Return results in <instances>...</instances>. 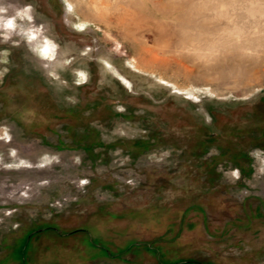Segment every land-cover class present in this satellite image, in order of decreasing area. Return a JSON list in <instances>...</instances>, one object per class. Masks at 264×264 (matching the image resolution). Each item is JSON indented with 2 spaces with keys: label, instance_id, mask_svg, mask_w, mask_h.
Wrapping results in <instances>:
<instances>
[{
  "label": "rangeland",
  "instance_id": "374dc122",
  "mask_svg": "<svg viewBox=\"0 0 264 264\" xmlns=\"http://www.w3.org/2000/svg\"><path fill=\"white\" fill-rule=\"evenodd\" d=\"M0 6V264H264V0Z\"/></svg>",
  "mask_w": 264,
  "mask_h": 264
},
{
  "label": "clouds",
  "instance_id": "9594fccd",
  "mask_svg": "<svg viewBox=\"0 0 264 264\" xmlns=\"http://www.w3.org/2000/svg\"><path fill=\"white\" fill-rule=\"evenodd\" d=\"M5 13H7V9L3 6H0V14H5ZM16 15L18 16L19 13L17 12ZM3 20H4V16L0 15V21H3ZM6 23H7L8 27L12 26V20L11 19H8ZM250 156H252V158L254 160H259L260 164L262 165V167L259 169V171L262 175H264V158L261 157V150H259V149L253 150L250 153ZM217 171L219 172L220 169L218 168ZM231 176L233 177V179H239V170L238 169L232 170Z\"/></svg>",
  "mask_w": 264,
  "mask_h": 264
},
{
  "label": "trees",
  "instance_id": "16d2710c",
  "mask_svg": "<svg viewBox=\"0 0 264 264\" xmlns=\"http://www.w3.org/2000/svg\"><path fill=\"white\" fill-rule=\"evenodd\" d=\"M188 264V263H191V264H193V263H197V262H194V261H191V260H186V261H183V260H181V261H174V262H172L171 264Z\"/></svg>",
  "mask_w": 264,
  "mask_h": 264
},
{
  "label": "flooded vegetation",
  "instance_id": "af4514ba",
  "mask_svg": "<svg viewBox=\"0 0 264 264\" xmlns=\"http://www.w3.org/2000/svg\"><path fill=\"white\" fill-rule=\"evenodd\" d=\"M28 235H29V237L31 236V234H28ZM27 242H28V239H27V237H26V242H25L26 245H24V247H23L25 250H26ZM189 260H191V259H189ZM23 261H24V260H22V263H24ZM183 261H186V260H183ZM191 261H194V260H191ZM194 262H197V261H194ZM186 264H187V263H186ZM188 264H191V263H188ZM193 264H202V263L197 262V263H193Z\"/></svg>",
  "mask_w": 264,
  "mask_h": 264
}]
</instances>
